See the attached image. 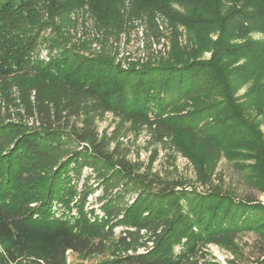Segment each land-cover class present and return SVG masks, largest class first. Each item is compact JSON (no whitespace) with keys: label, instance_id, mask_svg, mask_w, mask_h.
Wrapping results in <instances>:
<instances>
[{"label":"trees","instance_id":"16d2710c","mask_svg":"<svg viewBox=\"0 0 264 264\" xmlns=\"http://www.w3.org/2000/svg\"><path fill=\"white\" fill-rule=\"evenodd\" d=\"M85 1L0 3V264H67V251L82 258L103 255L114 236L124 253L110 264H197L207 244L231 247L236 232L264 225V203L235 199L230 189L213 185L212 168L204 161L219 158L222 151L233 154L223 146L225 138L256 139L259 173L249 179L264 194V136L246 113L251 108L253 118L264 115V38L253 37L254 32L264 35V0H132L137 11H167L190 31L203 23L216 38L199 40L196 32L193 50L173 40L159 64L126 70L100 55L59 45V56L45 62L36 52L42 29L57 13ZM174 3L182 12L171 9ZM38 8L46 9L50 19L44 21ZM208 49V59L196 58ZM238 58L246 61L235 65ZM248 82L245 98L252 107L244 109L239 105L244 96L234 93L238 83ZM186 100L196 112L211 109L192 118L213 119L202 127L191 119L181 127L184 137L178 142L190 159L201 160L199 182L212 186L204 193L186 189L179 180L168 184L156 174L139 172L118 147L99 137L96 126L111 111L122 123L154 125L163 141L175 133L170 109ZM84 167L101 187V213L85 208L94 189L86 186L88 176L82 178ZM80 181L83 189L77 188ZM119 183L138 191V199L126 206L114 191ZM153 184L161 188L154 190ZM150 232L147 239L154 246L138 251ZM262 256L248 264H264Z\"/></svg>","mask_w":264,"mask_h":264},{"label":"rangeland","instance_id":"374dc122","mask_svg":"<svg viewBox=\"0 0 264 264\" xmlns=\"http://www.w3.org/2000/svg\"><path fill=\"white\" fill-rule=\"evenodd\" d=\"M3 1L5 0H0V3ZM85 2L63 14L57 13L53 17L52 24L42 29L36 52L38 56L45 57L42 58L45 62L58 57L61 50L72 48L85 56L100 55L106 61L126 70L145 64H159L168 57L173 40L177 41L180 46H184L183 48L187 50L192 48L191 50H193L196 48V44H194L196 32L199 33V40L208 38V36L214 40L217 35L213 28L207 34L203 23H195L194 28L190 31L182 24L171 20L166 14L167 11L164 10L137 11L132 0H87ZM171 6L172 10L182 12L179 3L171 4ZM38 9L42 13L41 18L44 21L50 19L46 9ZM253 37L264 38V35L254 32ZM210 56L211 49H208L198 53L196 58L208 59ZM245 61L243 58H238L235 65H241ZM250 84V82L238 83V88L235 90L234 95L236 97L242 98L244 96V101L240 99L241 103L239 104L242 107L249 104L251 100L245 98V93L250 89ZM17 89L16 85L12 87L15 96ZM190 102V100H186L177 104L174 109L173 107L170 109L175 115L174 118H171L176 127L175 133L165 137L163 141L157 139L154 125H139L129 121L122 123V120L111 111L105 112L102 117L96 120L99 137H106L110 141V148L118 147L122 154H125L126 158L137 166L139 172L148 175L156 174L168 184L179 180L183 182L186 189H195L204 193L212 186L209 182L207 184L199 182L198 169L201 160L198 158L194 162L190 159L186 155L187 153L184 154L179 149L178 142L184 137V130L181 127L188 124L191 119H194L191 124L199 127L211 123L213 119L203 121L204 116L200 119L197 118L200 114L207 115L211 109L205 108L196 112V108ZM249 105L252 107L251 104ZM252 110L254 109L248 108L246 113L250 112V119L252 118V122L258 124L260 132L264 136V115L255 114L254 119L252 116L254 111ZM194 114L197 116L192 118ZM14 116H16L15 113L12 114V120L16 122ZM234 141L240 144H233ZM225 145L230 147L232 155L222 151L219 158H205L204 160L205 168L207 166L212 168L210 174L212 184H220L219 187L225 190L227 188L226 191L230 189L229 191L235 199L241 200L251 197L264 203V194L252 186L250 180L259 173L256 169L259 162L255 158L258 155L256 151L258 149L257 140L241 138L237 141L235 138L234 140L225 138L223 146L226 148ZM263 148L262 151H264ZM81 175L83 179L88 176L86 186L94 189L87 196L85 208H93L97 213H101L98 201L101 187L98 186V181L93 178L94 175H92L89 167H84ZM81 182L83 181L78 183V189L84 187ZM115 187L114 191L119 193L126 206L138 199L139 192L126 189L123 183H119V186ZM153 187H155L154 190L161 188L160 185L156 184H153ZM186 203L184 198H179L181 207L186 206ZM33 204L31 203V205ZM180 206L176 205L179 210ZM58 212L57 209L56 213ZM171 216L169 214L166 218L169 219ZM260 222L261 219L255 224L258 225ZM119 229L120 227H117L115 231ZM262 229H264V225L236 232L233 236V244H230L231 247L215 243L207 244L202 249V253H199L197 264H229V260L235 264H248L256 257L264 255V233L261 232ZM148 235H151V232L143 239L146 245L138 247V251L146 252L154 246L153 242L147 239ZM115 239L114 236L110 247L103 255L82 258L69 252L68 264H110L119 254L124 253L116 245ZM174 249L178 252L181 247L176 245Z\"/></svg>","mask_w":264,"mask_h":264},{"label":"built area","instance_id":"2783aa9c","mask_svg":"<svg viewBox=\"0 0 264 264\" xmlns=\"http://www.w3.org/2000/svg\"><path fill=\"white\" fill-rule=\"evenodd\" d=\"M39 57L40 58H45V57H42V56H39ZM69 252H71V251H67V264H68V259H69V256H68Z\"/></svg>","mask_w":264,"mask_h":264}]
</instances>
